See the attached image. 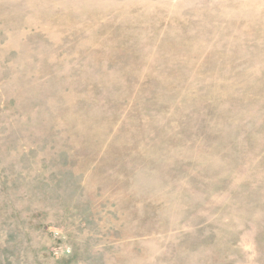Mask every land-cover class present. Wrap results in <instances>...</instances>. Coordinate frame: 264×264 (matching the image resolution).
I'll return each instance as SVG.
<instances>
[{
	"label": "rangeland",
	"instance_id": "1",
	"mask_svg": "<svg viewBox=\"0 0 264 264\" xmlns=\"http://www.w3.org/2000/svg\"><path fill=\"white\" fill-rule=\"evenodd\" d=\"M0 264H264V0H0Z\"/></svg>",
	"mask_w": 264,
	"mask_h": 264
}]
</instances>
